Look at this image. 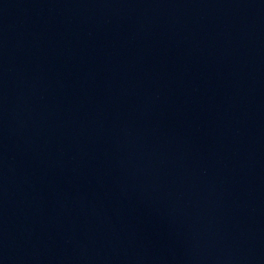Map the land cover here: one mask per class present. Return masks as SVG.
<instances>
[{
    "label": "water",
    "instance_id": "95a60500",
    "mask_svg": "<svg viewBox=\"0 0 264 264\" xmlns=\"http://www.w3.org/2000/svg\"><path fill=\"white\" fill-rule=\"evenodd\" d=\"M0 264H264V0H0Z\"/></svg>",
    "mask_w": 264,
    "mask_h": 264
}]
</instances>
